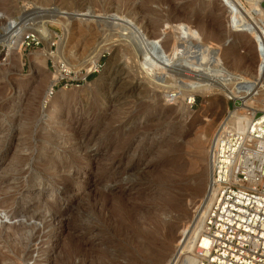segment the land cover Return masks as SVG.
Instances as JSON below:
<instances>
[{
  "label": "rangeland",
  "instance_id": "374dc122",
  "mask_svg": "<svg viewBox=\"0 0 264 264\" xmlns=\"http://www.w3.org/2000/svg\"><path fill=\"white\" fill-rule=\"evenodd\" d=\"M140 3L0 0V35L5 21L20 38L0 46V264H157L156 253L166 264L206 189L215 128L234 106L237 113L264 103V39L233 27L234 0ZM114 12L147 33V22H155L162 38L178 23L190 26L203 42L243 59L236 67L223 62L247 84L231 100L195 95L189 104L172 89L167 101L134 68L128 38L109 31ZM39 15L72 20L48 24L44 41L33 32L39 19L30 22ZM31 36L33 43L25 40ZM98 52L86 72L81 65ZM78 65L79 72L70 70ZM175 78L184 88L195 82ZM153 215L173 228L168 238L156 232ZM196 232L178 264L194 260Z\"/></svg>",
  "mask_w": 264,
  "mask_h": 264
},
{
  "label": "bare ground",
  "instance_id": "6f19581e",
  "mask_svg": "<svg viewBox=\"0 0 264 264\" xmlns=\"http://www.w3.org/2000/svg\"><path fill=\"white\" fill-rule=\"evenodd\" d=\"M153 1H158V3L160 2V0H141L140 5H138V6L143 7L146 4L151 3ZM206 1H210V0H206ZM234 2L236 3V6H238V9H240V12H238V10L235 7L233 9L232 5L229 7L228 13L232 15L233 27L238 28V33L239 32L248 33V31L258 32V33H260V34H257L258 40H259L260 36H262L261 39L262 38L264 39V30L259 26V18L257 19L256 17H254L251 14V10L246 8V6L243 3H241L240 0H234ZM69 5H67V6H69ZM65 8H66V6H65ZM241 11H244L245 15ZM82 16H86V14H83ZM38 19H39V22H37L38 24L35 23V24H37L36 30H34L33 32L37 35V37L41 38V40H44V41H47L48 39L51 38V35L47 31L48 24L49 25L50 24L57 25V26H61V27L62 26L67 27L66 25L71 23V20H72L71 17L59 18V16L57 17V16H51V15H39L36 18L30 19V22L33 23L35 20H38ZM106 19L112 23V25L110 24V26H109V31L113 32V30H115V31L120 30L121 33L118 34L116 32L115 35H119L120 37H124L126 39L128 38V40L131 42V44L128 43V45L131 46L132 51H129V50H125V51L131 57H133L135 59L137 58L136 66H134V68H136V71H138L139 74L144 76L145 80L148 82L149 85H152L155 88L162 89L163 91H165L164 94L166 95L165 98L167 99V101L171 100L170 90H172V89L179 90V93L181 95H184L186 97V101L187 102L189 101L188 103L191 104L194 102V96L195 95H202L203 97H209L212 95L219 96L222 94L226 97L227 100H231V98H232L231 96H233L234 94H237L236 91L239 89V87H243V88L245 87L246 82L242 79V77L236 76L233 73H231L225 67V64H224L225 61L223 62L224 59H227L232 63V65H234L236 67L240 64V62L243 61V59L240 60L241 57L238 58V56L231 53L230 52L231 49H230V51H224L225 49L222 50V48L219 45L207 44V43L203 42V40H202L201 36L198 34V32L193 30L188 25L178 23L174 27V31L172 33L166 34V35L164 34L165 36L162 38V35L157 33V31H156L158 26L155 22L154 23H152V22L148 23L147 22L146 27H145V29H149V33H147L144 30V28L141 29V27L137 26V24L134 23L133 20H131L130 18H128L124 15L121 16L118 13L114 12L113 14H111V13L108 14V17ZM25 20H27V18L24 19V21ZM1 25H2V30H3V35H0V46L14 47V46L18 45L20 38H19L17 33L13 34V32H11L10 24L6 23L5 21H2ZM27 25L28 24L22 23L20 25V29L24 30L25 26H27ZM29 27H30V25H29ZM257 27L259 28V30L257 29ZM167 36L171 37V39L169 38L170 40L168 39V41L166 39ZM263 39H262V41H263ZM163 40H164V42H163ZM225 44H226V42H225ZM105 48L106 47H102L99 50L98 49L97 50L101 51ZM261 50H262V48L259 49V52ZM58 52H61L60 49H58ZM100 53L101 52H98V54H95V55L92 54L94 56L91 57L89 61L87 60L88 62L83 63L81 65V67L85 68L86 72L90 71L91 70L90 67H94V65H96ZM46 54H47V56H53L52 53L47 52ZM76 66L71 67L70 70H73L76 73L79 72L80 66L78 65L79 66L78 68ZM157 74H162L163 77L160 78L157 76ZM175 76L179 79H186V78L190 79V78H192L190 80L194 79L195 82L193 84L192 83L193 81H191L190 83H192L193 85L191 87H189L190 83H188L189 86L188 87L185 86V88H184L182 86L176 85L177 79L175 78ZM260 76H262V73L260 74ZM184 82H185V80H184ZM250 85H251V83L249 84V86ZM261 87H262V89H261L260 93L264 97V91H263L264 82L261 84ZM244 91H249V90L246 88V89H244ZM237 100L238 99H235V100L233 99L232 101H237ZM49 105H51V104H49ZM263 107H264V103L261 105L260 108L256 107V106L247 107V108H254L256 110L257 109L260 110V109H263ZM237 108L238 107H235L232 112L229 111L230 112L229 114L231 115V117H235L239 112L245 114L248 111L246 108H240V109H245V110L244 111H238L236 113L235 109H237ZM243 120H244V118L241 120V122H244L246 119L244 121ZM204 121L210 122V120H208L207 118ZM214 133H215V130L212 133V137L214 136ZM194 135L191 137H194ZM197 135H198V133H197ZM204 137L205 136L203 133L202 138H204ZM176 140H178V139L176 138ZM189 140H191V139H189ZM195 140H196V138H195ZM199 140H200L199 138H198V141L196 140L197 145L200 143ZM182 142H183V140H182ZM209 143H210V141H209ZM194 144H195V141H194ZM193 151H194V149H193ZM198 207L199 206H197V208ZM155 216L156 217H154V215H153L154 220L152 218L153 221H151V222H154L153 225H154L155 230H157L156 232L165 230V232L163 233L164 239L166 237L168 238V236H170V234L173 233V228H171V226L169 224L163 222L157 215H155ZM151 222H150V224H151ZM201 225H202L201 218L198 215L197 216L194 215L192 218L191 224L188 226H185V227L183 226L184 228L181 230L180 239H179L178 243L176 244L175 254L172 256V258L166 264H178L179 263L180 258L185 253V250L187 248L190 236L192 235V233L197 231L196 232L197 236L194 238L193 246H191L192 247L191 252L193 254L192 256H193L194 260H191L192 262L190 263V264H196L195 249L197 247L196 246L197 242L199 241L198 239H199ZM149 227H151V226H149ZM149 236H150V234H149ZM151 237H149V238H151ZM171 237L175 238L174 234ZM158 238H155V239L157 240ZM174 238H172V239H174ZM168 240L169 239H167L166 241H168ZM159 241H161V240H159ZM140 248H141L140 249V251H141L143 248L142 247H140ZM147 248H149V247H147ZM153 248H154V246H153ZM154 258H155L154 260L157 262V264H163L164 263V261L161 259L160 253H156ZM137 263H139V262H137Z\"/></svg>",
  "mask_w": 264,
  "mask_h": 264
},
{
  "label": "built area",
  "instance_id": "2783aa9c",
  "mask_svg": "<svg viewBox=\"0 0 264 264\" xmlns=\"http://www.w3.org/2000/svg\"><path fill=\"white\" fill-rule=\"evenodd\" d=\"M240 1L264 30V0ZM246 109L228 111L208 145L196 264H264V107Z\"/></svg>",
  "mask_w": 264,
  "mask_h": 264
}]
</instances>
